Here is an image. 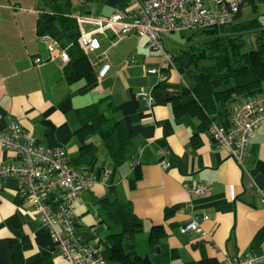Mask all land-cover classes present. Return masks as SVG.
<instances>
[{"label": "crops", "instance_id": "obj_1", "mask_svg": "<svg viewBox=\"0 0 264 264\" xmlns=\"http://www.w3.org/2000/svg\"><path fill=\"white\" fill-rule=\"evenodd\" d=\"M142 1L72 0L69 16L75 21L113 14L131 17ZM39 15L37 0H0V132L17 123L41 146L65 149L72 166L80 156L77 111L108 98L136 139L133 164L113 165L100 150L90 166L77 167L94 184L76 204L75 235L95 241L103 254V243L120 231L104 216L99 202L107 199L131 206L142 228L129 244L152 264H225L228 258L262 255L264 125L254 130L242 169L208 131L199 130L197 119L176 124L157 74L146 73L163 69L164 79L170 78L167 84L182 82L175 68L166 69L162 53L145 38L123 37L113 29L84 27L89 41L79 46L95 83L82 92L85 79L70 84L63 76L71 42L38 35ZM140 91L152 93V109L137 97ZM241 102L237 100L235 106ZM18 163L14 152L0 149V166ZM193 183L203 189L202 196L186 191ZM203 216L208 218L200 223L204 235L180 233L192 218ZM155 227L161 235L152 243ZM0 264H67L32 205L24 201L16 177H0Z\"/></svg>", "mask_w": 264, "mask_h": 264}, {"label": "trees", "instance_id": "obj_2", "mask_svg": "<svg viewBox=\"0 0 264 264\" xmlns=\"http://www.w3.org/2000/svg\"><path fill=\"white\" fill-rule=\"evenodd\" d=\"M71 1L37 0L40 15L36 31L38 35L48 36L57 42H71L66 50L68 62L63 76L70 84L85 79L83 92L94 85L95 75L78 44V26L75 19L69 16ZM246 3L256 9V0H246ZM242 9L230 25L189 32L187 36L188 32L179 33L181 46L171 53L165 50L171 55L177 73L189 77V84L180 81L167 84L170 78L158 84L166 93L176 124L197 119L200 131L209 133L212 123L227 128L231 109L248 98L264 94V27L258 19L239 22ZM246 35L251 36L253 48L242 53ZM160 72L165 71L162 69ZM237 100L242 102L235 106ZM115 111L116 107L108 98L77 111L75 134L80 156L72 162V167L79 172L81 169L77 167L90 166L100 150L113 165L135 163L136 139L125 129ZM107 201L99 202L103 205L104 216L120 231L110 235L103 243L102 256L108 262L118 264H152L139 257L129 244L142 228V222L133 214L131 206L127 202ZM159 229L152 228V243L159 239Z\"/></svg>", "mask_w": 264, "mask_h": 264}, {"label": "built area", "instance_id": "obj_3", "mask_svg": "<svg viewBox=\"0 0 264 264\" xmlns=\"http://www.w3.org/2000/svg\"><path fill=\"white\" fill-rule=\"evenodd\" d=\"M245 4L246 0H143L138 12L131 17L113 14L106 18L76 19L78 43L82 47L88 44L89 34L84 32L87 25L97 31L113 29L123 37L132 34L138 39H147L153 50L162 53L167 67L174 69L171 55L164 49L168 34L230 25ZM146 73L157 74L159 83L165 81L158 69H149ZM137 97L152 109L154 100L151 92L140 91ZM262 125L264 94L248 98L235 107L227 128L210 124L209 134L212 141L227 149L234 162L243 169L254 130ZM0 149L14 152L19 160L16 165L0 166V177L21 180L24 201L32 205L41 227L51 236L58 256L67 264H106L98 244L83 241L74 230L76 204L81 193L92 187L94 179L70 165L65 149L41 146L33 134L23 131L17 123L0 132ZM161 166L165 168L167 164L164 162ZM186 191L197 197L204 194L195 183ZM260 202L264 205V191H260ZM206 220V216L194 217L179 231L204 235L200 223ZM225 264H264V253L258 257L228 258Z\"/></svg>", "mask_w": 264, "mask_h": 264}, {"label": "rangeland", "instance_id": "obj_4", "mask_svg": "<svg viewBox=\"0 0 264 264\" xmlns=\"http://www.w3.org/2000/svg\"><path fill=\"white\" fill-rule=\"evenodd\" d=\"M256 9L253 10L248 3L243 7L241 16L239 18V22H246L253 19H258L262 26L264 27V0L262 2L256 0ZM189 35V32L185 34ZM165 50L168 52L169 50H176L178 46H181L182 39L181 36L177 33H171L166 36L165 39ZM244 47L242 49V53H247L252 50V38L250 35H246L243 38ZM158 52V51H157ZM181 81L185 82V84H189V77L186 74L181 76Z\"/></svg>", "mask_w": 264, "mask_h": 264}]
</instances>
